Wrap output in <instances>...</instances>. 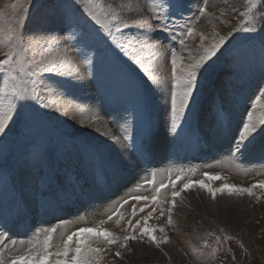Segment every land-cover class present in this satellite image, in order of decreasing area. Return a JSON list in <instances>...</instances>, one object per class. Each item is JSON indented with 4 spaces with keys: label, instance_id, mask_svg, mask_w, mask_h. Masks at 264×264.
<instances>
[{
    "label": "snow or ice",
    "instance_id": "obj_1",
    "mask_svg": "<svg viewBox=\"0 0 264 264\" xmlns=\"http://www.w3.org/2000/svg\"><path fill=\"white\" fill-rule=\"evenodd\" d=\"M191 2L193 0H159L148 8L145 16L143 9L133 10L131 5H122L118 10L110 4L105 5L102 0H60L56 9L59 29L48 28L45 19L37 28L27 31V17L34 0H12L0 7V144L10 133L19 138H31L22 167L29 170L25 188L36 180L43 189L41 210L45 213L59 211L83 198L91 201L103 196L95 179L91 186H85L80 175L71 173L70 168L56 170L49 162L52 151L49 139L36 132L46 122H62V118L69 116V110L72 120L83 117L78 123L97 132L101 124L106 127L111 122L118 126L119 135L111 129L101 135L122 158L127 159L125 154H129L132 162L147 173L135 184L134 191L147 187L153 193L129 198L136 203L127 220V234L123 236L104 227L106 221L100 220L91 227L59 233L60 242L56 243L58 228L53 226L38 230L35 238L27 241L24 251L5 255L7 242L10 240L15 246L16 240L11 239L0 223V264H101L103 253L111 246H116L114 255L122 260L125 251L132 252L131 242H147L163 251V245L170 242L166 226L153 225L149 221L159 210L160 217L167 216V226H174L177 198L182 199L186 190L198 186L215 200L217 194L253 196L254 189H264V180L248 187L228 183L212 187L204 179L191 178L195 169L147 167L152 163V140L161 119L173 140L193 134L199 97L217 72L218 62L231 57L233 64L239 67L245 53L253 46L249 37L241 36V33L261 36L264 71V0H243L242 11L235 5L228 13L222 9L221 16L236 14L238 22L230 25L227 32L214 29L210 37L200 32L199 46L195 50L186 45V40L196 34L195 25L200 18L211 14L208 12L209 0H202V4L200 0H194L199 7L192 16L184 17L183 12L190 10L187 5ZM224 3L227 5L228 0ZM133 11L136 12L134 17ZM180 20L184 21L183 27ZM176 28L181 30L176 32ZM159 33L166 34L168 47L157 39ZM175 41L180 45V52L170 46ZM166 55L170 60L169 73H164L160 63ZM133 65L143 73L141 79H137ZM105 69L122 90L118 98L109 91V84L102 76ZM88 85L95 90V100L84 92ZM257 92L253 93L254 100L249 98L246 115H241L235 127L233 113L223 99L219 106L213 102L212 130L215 135L228 139L227 151L233 159L242 156L257 137L264 141V86H258ZM54 97L72 99L66 106H61L52 99ZM257 106L262 114L254 118V112L249 109ZM106 108L113 111H106ZM161 109L162 115L158 118ZM104 116L110 120L105 121ZM66 135L77 142L78 157L86 156L94 168L103 167L104 155L98 147L79 140L72 132ZM236 166L240 167L239 164ZM204 175L208 180L221 179L219 174ZM128 202L123 200L107 219L111 221L115 217L118 224L122 222L125 217L121 208ZM146 210V215L132 219ZM208 235L220 242L214 232ZM20 244L25 245V241L20 240ZM204 244L207 246L208 241L204 240Z\"/></svg>",
    "mask_w": 264,
    "mask_h": 264
},
{
    "label": "rangeland",
    "instance_id": "obj_2",
    "mask_svg": "<svg viewBox=\"0 0 264 264\" xmlns=\"http://www.w3.org/2000/svg\"><path fill=\"white\" fill-rule=\"evenodd\" d=\"M11 2L12 0H0V7ZM102 2L118 10L122 5L125 7L131 5L133 10L143 9V14L147 16L148 8L159 0H102ZM200 2L202 4V0ZM59 3L60 0H34V6L27 17L26 31L37 28L45 19L48 21L46 25L48 28L59 29L61 25L56 15ZM242 4L243 0H228L227 5L224 0H209L208 12L211 15L200 18L195 25L196 34L186 40V45L193 50L198 48L200 32L209 37L214 29L222 33L227 32L230 25L238 22L239 17L236 14L221 16V10L228 13L231 6L235 5L242 11ZM187 7L190 10L183 12L184 17L192 16L199 5L193 0ZM131 15L136 16V12L133 11ZM175 19L179 20V17ZM180 24L183 27L184 21L180 20ZM180 30L181 28L175 29L176 32ZM165 35L159 33L157 39L168 47L169 41ZM241 36L249 37L253 46L247 50L239 67L233 64L231 57L222 58L218 62L217 72L199 97L200 104L193 124V134L173 140L172 134L166 133L161 119L152 140V163L147 165L149 169L166 170L170 167L185 171L195 169V172L190 174L191 178L204 179L212 187H219L222 183L248 187L264 180V141L260 137H257L242 156L233 159L227 151L228 139L215 135L212 130L214 101L216 106H219L223 99L225 106L233 113L235 127L241 115H246L245 109L249 108V98L254 100L253 93L258 94V86H264L261 36L244 33H241ZM237 39H240V36ZM170 46L175 47L178 52L181 51L178 41L171 42ZM181 54L186 56L187 52ZM160 63L164 73H169L171 67L169 57L166 55ZM132 67L135 69L137 79H141L143 73L136 66ZM102 76L109 84V91L118 98L122 90L112 81L110 72L105 69ZM84 92L95 100L96 93L92 85H88ZM52 99L57 100L61 106H66L72 98ZM76 103L79 104V101ZM249 110L254 112V118H259L262 114L259 106ZM106 111L111 112L113 109L106 108ZM161 115L162 109L158 110V118ZM81 118L83 117H77L76 121L72 120L69 110V116L62 118L63 123L46 122L36 130L38 135L49 139L52 148L49 162L56 170L70 168L71 173L80 175L82 184L91 186L95 179L103 190L102 197L91 201L83 198L79 202L68 204L63 210L47 213L41 210L40 193L43 189L38 181L32 180L31 186L25 188V177L29 175V170L22 167V161L30 150L31 138H19L10 133L5 137V142L0 144V223L8 230L11 239L16 240L15 246L10 240L7 242L5 255L24 251L27 241L34 239L38 230L53 226L58 228L54 241L56 243L60 242L59 233L71 232L80 227H91L100 220L106 221L104 227L123 236L127 234L125 230L127 220L131 216L132 205L136 203L129 198L137 194L148 196L153 194L147 187L134 191L135 184L145 178L147 173L132 162L129 154L125 155L127 159L122 158L117 149L111 147L109 141L101 135L108 129L119 135L118 126L111 122L107 123L106 127L101 124L97 132L91 127L80 125L78 120ZM104 119L110 120L107 116H104ZM70 132L79 140L101 150L104 155L102 168H94L86 156L78 157L77 142L70 140L66 135ZM237 164L240 167H237ZM205 173L219 174L221 179L208 180ZM164 178L166 180L167 176ZM254 192L253 196L217 194L214 200L206 190L198 186L186 190L182 193V199L177 198L173 215L174 226H167V216L160 217L159 210L149 221L153 225L166 226L170 242L163 245V251L147 242H131L129 246L132 252L125 251L121 260L114 255L116 246H111L103 253L101 264H264V189L256 188ZM125 199L129 201L121 208L125 219L119 224L115 217L109 221L107 217L120 207ZM139 206L137 204V208ZM146 214L147 210L138 213L132 219H139ZM80 216L84 219H79ZM212 232L220 237L219 243L208 235ZM20 240H24L25 245H21ZM204 240L208 241L207 246Z\"/></svg>",
    "mask_w": 264,
    "mask_h": 264
},
{
    "label": "bare ground",
    "instance_id": "obj_3",
    "mask_svg": "<svg viewBox=\"0 0 264 264\" xmlns=\"http://www.w3.org/2000/svg\"><path fill=\"white\" fill-rule=\"evenodd\" d=\"M126 155V154H125ZM129 160V159H128Z\"/></svg>",
    "mask_w": 264,
    "mask_h": 264
}]
</instances>
